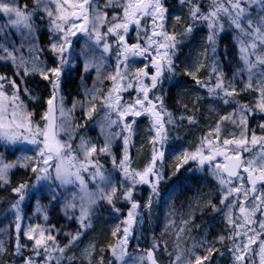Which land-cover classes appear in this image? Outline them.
Instances as JSON below:
<instances>
[{"label": "snow or ice", "instance_id": "6c2138e0", "mask_svg": "<svg viewBox=\"0 0 264 264\" xmlns=\"http://www.w3.org/2000/svg\"><path fill=\"white\" fill-rule=\"evenodd\" d=\"M9 192L0 264H264V0H0Z\"/></svg>", "mask_w": 264, "mask_h": 264}, {"label": "trees", "instance_id": "16d2710c", "mask_svg": "<svg viewBox=\"0 0 264 264\" xmlns=\"http://www.w3.org/2000/svg\"><path fill=\"white\" fill-rule=\"evenodd\" d=\"M138 146H139V144H138ZM145 147H147V146H145ZM13 179H14V180H15V179H18V177H14ZM189 183H190V184H195V181H190ZM9 194H10V192H9V193H0V198L6 197V196L9 195ZM185 200H186V196L182 194V195H180V196L178 197L176 203H177V205L179 206L180 202H181V201H185ZM4 207H5V205H0V217H1V214H2V212H3V208H4ZM185 207H187V206L185 205ZM197 216H199V213H197ZM161 219H162V217H161ZM199 222H200V220H197V223H199ZM7 223H8V221H6V220H1V219H0V227H2V226H6ZM96 227H97V232L99 233L100 230H101V228H105L106 226L103 225V224L98 223V224L96 225ZM205 231H207V225L205 226V228H204L203 230H201L200 235H203ZM157 235H159V231H157ZM101 238H102V237H101Z\"/></svg>", "mask_w": 264, "mask_h": 264}, {"label": "rangeland", "instance_id": "374dc122", "mask_svg": "<svg viewBox=\"0 0 264 264\" xmlns=\"http://www.w3.org/2000/svg\"><path fill=\"white\" fill-rule=\"evenodd\" d=\"M0 219H1V220H4V218H3V212H2V214H1V217H0Z\"/></svg>", "mask_w": 264, "mask_h": 264}]
</instances>
